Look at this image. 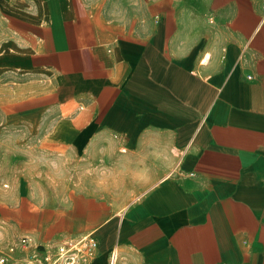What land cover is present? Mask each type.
<instances>
[{"label":"crops","instance_id":"1","mask_svg":"<svg viewBox=\"0 0 264 264\" xmlns=\"http://www.w3.org/2000/svg\"><path fill=\"white\" fill-rule=\"evenodd\" d=\"M0 235L264 264V0H0Z\"/></svg>","mask_w":264,"mask_h":264},{"label":"built area","instance_id":"2","mask_svg":"<svg viewBox=\"0 0 264 264\" xmlns=\"http://www.w3.org/2000/svg\"><path fill=\"white\" fill-rule=\"evenodd\" d=\"M30 240L24 238L20 244L23 249L30 248ZM96 249V243L89 237L80 239L69 238L62 241L57 247L55 253L47 252L44 247L39 246L34 249L28 257V260L17 264H84L89 254ZM14 251L12 247L11 252ZM118 254L113 250L109 256V264H116ZM0 264H10L9 259L0 253Z\"/></svg>","mask_w":264,"mask_h":264},{"label":"rangeland","instance_id":"3","mask_svg":"<svg viewBox=\"0 0 264 264\" xmlns=\"http://www.w3.org/2000/svg\"><path fill=\"white\" fill-rule=\"evenodd\" d=\"M12 247L14 251L11 252ZM0 253L9 259L10 264H17L28 260L31 249H17L15 245L9 244L5 235H0Z\"/></svg>","mask_w":264,"mask_h":264}]
</instances>
